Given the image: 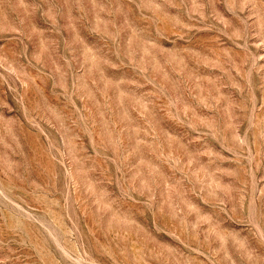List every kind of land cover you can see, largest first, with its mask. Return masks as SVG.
Masks as SVG:
<instances>
[{
  "label": "rangeland",
  "instance_id": "1",
  "mask_svg": "<svg viewBox=\"0 0 264 264\" xmlns=\"http://www.w3.org/2000/svg\"><path fill=\"white\" fill-rule=\"evenodd\" d=\"M0 264H264V0H0Z\"/></svg>",
  "mask_w": 264,
  "mask_h": 264
}]
</instances>
